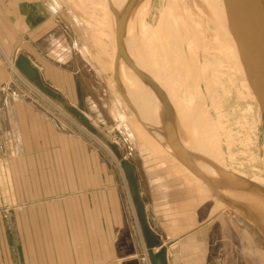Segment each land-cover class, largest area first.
<instances>
[{"label":"crops","instance_id":"obj_1","mask_svg":"<svg viewBox=\"0 0 264 264\" xmlns=\"http://www.w3.org/2000/svg\"><path fill=\"white\" fill-rule=\"evenodd\" d=\"M54 7L55 0H0V242L10 240L5 229L10 223L11 238L30 242L37 264H134L135 246L124 237L109 238L125 220L113 174L102 172L100 158L86 153L83 137L50 101L71 115L62 102L32 84L47 98L40 96L14 70L20 53L63 103L86 115L70 102L73 92L77 102L82 94L77 77L71 88L69 44ZM115 9L119 15L124 6ZM122 84L126 89V79ZM129 99L136 108L130 93ZM145 154L139 153L142 182L127 161L156 242L153 252L166 246L168 264H264L262 238L244 215L216 208L186 168L163 167ZM148 212L160 234L151 231ZM22 227L29 228L24 238Z\"/></svg>","mask_w":264,"mask_h":264},{"label":"rangeland","instance_id":"obj_2","mask_svg":"<svg viewBox=\"0 0 264 264\" xmlns=\"http://www.w3.org/2000/svg\"><path fill=\"white\" fill-rule=\"evenodd\" d=\"M130 1L55 0L54 8L60 11V21L63 22L60 24L64 26L63 35L69 44L68 67L71 71V88L73 87L74 91V78L77 77L82 94L81 101L77 102L73 92L70 102L84 111L94 131L87 130L75 117L63 111L56 102L52 100L50 102L60 110L61 115L69 119L70 125L83 137L86 153L95 154L100 158L102 172L114 176L125 220L124 224L117 228V232L116 228L110 230L109 238L119 240L120 237H124L127 242L135 246V255L130 260H133L134 264H150L147 246L124 171L109 142L118 146L122 158L131 163L141 182L143 177L139 157L141 150H144L145 155H151L163 167L170 166L171 163L183 170L185 167L164 144L156 141L162 140L161 135L156 133L151 135L139 124L131 109L123 102L117 91L115 92L113 70L108 66L115 54L117 15L115 6H126ZM196 4H198L196 0H133L125 23L124 36L128 34L125 38V52L129 58L133 55V58L139 60L140 66L137 68L147 76L150 75L151 79L153 77L154 82L155 79L162 81L164 75H167L176 83L180 96L190 99L194 95L196 100L203 102L201 105L203 104L202 107L209 115L210 125L216 129L215 138L218 140L217 146L219 145L217 166L236 178L255 196L261 193L258 186L264 188L262 115L256 100L250 96L236 45L225 34V25L228 21L223 0L215 1L207 19L203 17L204 14L199 11V5L196 7ZM175 26L178 27V34ZM56 32L57 30L55 36ZM190 57L196 61L194 62ZM97 59L108 67L97 65ZM127 68L122 61L119 62L118 73L121 83L125 81L122 77H125ZM14 70L17 73L16 68ZM131 74L136 77L135 81L139 86L151 90L156 95L133 71ZM29 86L40 96L47 98L32 83ZM127 88L125 90L132 96L133 91L128 83ZM196 92L199 93L198 97L195 96ZM158 98H156L158 102L155 103L156 109L164 114L161 117V125L163 126V120H169L177 136H181L183 130L179 124L180 118L173 112L170 104L167 109ZM159 120L157 118V121ZM162 126L161 133H163ZM3 150L0 152L1 171L4 170L1 161ZM208 191L211 192L209 188ZM209 196L214 202L215 200L221 202L212 192L205 198ZM257 196L252 201L246 202L244 219L249 221L246 210L249 207L264 227V218L254 212L255 202L259 198L264 201V196ZM222 205L230 210L240 211V208L234 205L223 203ZM215 206L219 208L216 204ZM148 213L146 216L150 220L151 231L160 234V229L154 226V220ZM5 229L12 237L13 225L7 223ZM21 230L23 238L29 235L28 227H22ZM255 230L264 245L262 233L257 228ZM11 237L6 243L0 242V264H37L36 253L32 250L31 243L15 242ZM124 249L129 253L128 247ZM121 252L123 253L124 250ZM127 262L129 260L124 263L120 261L121 264H128Z\"/></svg>","mask_w":264,"mask_h":264},{"label":"water","instance_id":"obj_3","mask_svg":"<svg viewBox=\"0 0 264 264\" xmlns=\"http://www.w3.org/2000/svg\"><path fill=\"white\" fill-rule=\"evenodd\" d=\"M132 1L133 0L126 5L123 13L116 15L113 79L118 94L123 102L131 109L139 124L147 132L151 133V130L139 119L135 108L132 106L122 90L118 73V65L119 62L122 61L143 83L148 85L156 93V95L159 96L164 104V107L169 109V102L163 91L150 77L141 72L134 65L123 47L125 23ZM223 2L228 27L236 44L247 85L251 89L261 112L264 128V4L262 0H223ZM14 64L16 69L42 94L54 99L55 101L62 102L66 111L75 117L82 126L91 132L94 131V128L91 126L89 120L81 111L63 103L59 94L42 82L37 68L33 66L24 55L19 53ZM162 122V129L166 136V143L169 145L174 156L183 164V166H185V168H187V170L199 178L209 188L214 196L218 197L215 186L211 184L209 179L196 167L191 155H189V153L181 145L172 123L169 120H163ZM109 146L115 156L119 159L121 167L124 171L132 203L141 225L143 238L148 248L147 256L150 264H168L166 258V246H159L158 250L155 252L152 250L156 246V242L151 238V235L145 225L144 205L140 198L137 180L133 174L132 168L129 163L122 158V154L116 144L109 142ZM257 188L261 190V193H258L255 196H264V188L261 186H258ZM246 210L249 216V221L262 233L264 237V227L262 223L252 214L249 208H246Z\"/></svg>","mask_w":264,"mask_h":264},{"label":"bare ground","instance_id":"obj_4","mask_svg":"<svg viewBox=\"0 0 264 264\" xmlns=\"http://www.w3.org/2000/svg\"><path fill=\"white\" fill-rule=\"evenodd\" d=\"M215 1L216 0H196V2L198 3V4H196V7H198V5H199V8H200L199 11L201 10V12L204 14V16H203L204 18L207 19L209 12L211 13V11L213 10L214 5H215ZM262 1L264 4V0H262ZM192 5H193V3H192ZM125 7H124V11H125ZM192 8H194V10H195V7L192 6ZM197 14H198V11H197ZM115 22H116V20H115ZM175 28H176V31L178 34V29H177L178 27L175 26ZM181 28L183 29V26H181ZM193 28H194V26H193ZM225 28H226L225 34L234 41V39L230 33L229 27H228V22H226ZM183 31H182V33L184 35ZM127 35L128 34H125V36L123 38L124 49H126L125 48L126 47L125 46V44H126L125 38ZM180 35H179V37H180ZM234 43H235V41H234ZM130 59L132 60V62L134 63V65L136 67L140 66L139 60L136 57L133 58V55H132ZM191 59H193V57ZM195 61L196 60H194V62ZM194 62H193V64H195ZM139 68H141V67H139ZM143 70H145V69L143 68ZM131 73H132V70L130 68H127V70L125 71L124 74H125V79H126L127 83L129 84V86L131 87V90L133 91L132 96H133V100L135 102V105L137 106L136 108H138L137 110L134 107V105L132 104V102L130 101L129 94L127 93V91L125 90V87L123 86V84L120 81L122 90L124 91L125 95L127 96L128 100L130 101L132 106L135 108V111H136L139 119L151 130V133H149V132L148 133L151 135H155V133L161 135L162 140L161 141L156 140V141L158 143L164 144L166 146L167 150L172 152L169 145L166 143L165 134L161 133V126H162L161 125V117L164 114L160 113L156 109L155 103L158 102L156 100V98H158V96L154 95L151 90H148L145 87L139 86V84L136 83V81H135L136 77H134ZM148 75H149V73H148ZM197 76H199V75H197ZM152 79H153V77H152ZM155 81L158 83L157 85L160 87V89L163 91L164 95L167 97V100H168L170 106L172 107L173 112L180 118L181 123H179V124H180L181 129L183 130V134L181 136H179L178 138H179V141H180L181 145L183 146V148L189 153V155H191L196 167L209 179L211 184H213L215 186L217 193H218L217 198L225 205L229 204V205H234V206L240 208V211L239 210H237V211L239 213H241L242 215L246 216V214H245L246 202L247 201L250 202L254 198H257L258 196H253V194H251V192L249 190H247L245 187H243L236 180V178H234L233 176H231L227 172H224L223 170H221L217 166V163L219 162V155H218V149L217 148H219L218 147L219 145L217 146L216 141H218V140H216L217 138H215L216 137V132H215L216 129H214L210 125L209 115L207 114V112L202 107L203 104L201 105V103H203V102L200 103L199 102L200 100L199 101L196 100L194 95L190 99H186L182 95L180 96L178 93V89L176 87V83L174 82L173 79H171V77H169L167 75H164V78L162 79V81L159 82L157 79H155ZM246 84H247V82H246ZM247 87H248L249 92L251 94L250 96L255 99V97H254V95H253V93H252V91L248 85H247ZM198 94L199 93H197V95H195V96L198 97ZM158 100H159V98H158ZM157 118H159L160 120L157 121ZM154 119H156V120H154ZM223 165L224 164H222V166ZM187 171L190 174H192L189 170H187ZM193 176L196 178L195 182H197L198 184L203 185L207 188V186L199 178H197L195 175H193ZM207 190H208V188H207ZM210 193L211 192H209V195H210ZM215 202H216L217 206H219V207L222 206V203L219 202L218 200H215ZM255 205L256 206H254V208L259 213V216L263 217L264 216V201L262 200V198H259V200H257L255 202ZM247 206H250V205H247ZM256 211H254V212H256Z\"/></svg>","mask_w":264,"mask_h":264},{"label":"built area","instance_id":"obj_5","mask_svg":"<svg viewBox=\"0 0 264 264\" xmlns=\"http://www.w3.org/2000/svg\"><path fill=\"white\" fill-rule=\"evenodd\" d=\"M3 150V145L0 143V152Z\"/></svg>","mask_w":264,"mask_h":264}]
</instances>
